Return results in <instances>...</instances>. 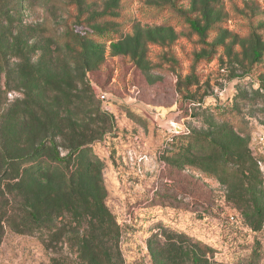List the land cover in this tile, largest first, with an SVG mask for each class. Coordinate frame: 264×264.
Masks as SVG:
<instances>
[{"label":"rangeland","instance_id":"obj_1","mask_svg":"<svg viewBox=\"0 0 264 264\" xmlns=\"http://www.w3.org/2000/svg\"><path fill=\"white\" fill-rule=\"evenodd\" d=\"M104 10L122 19L90 22ZM0 17V105L48 119L61 157L87 145L41 150L16 200L0 166V264H264V0H0Z\"/></svg>","mask_w":264,"mask_h":264},{"label":"trees","instance_id":"obj_2","mask_svg":"<svg viewBox=\"0 0 264 264\" xmlns=\"http://www.w3.org/2000/svg\"><path fill=\"white\" fill-rule=\"evenodd\" d=\"M95 19L101 21H113L116 19H122V16L121 17L114 16V14L110 12V10H104L93 15L89 20L90 22H93ZM2 22L4 21L0 20V24H2ZM5 22L3 24H5ZM3 24L0 26V78L4 77L6 82L5 85H8L9 80L7 79V74L9 72L11 59L8 61L6 53L11 49L12 45L11 42L8 41V39H6V35H5L6 31L3 30ZM108 32L99 30L96 36L102 37L108 34ZM95 37H89V40L96 42ZM64 38L65 37L62 36L61 38L58 39V41L62 42ZM75 39L79 40L78 34L75 35ZM79 42L82 44V46H85V44H83V41L80 40ZM18 56L19 55H16V57L13 59L16 60L20 59V57ZM19 68H21L20 65ZM2 106L3 105L1 104L0 105V166H2L1 169L3 170V172H6V178L8 179V181L10 180V184L8 183V192L12 195L14 200H16L20 196L23 195L26 196L27 194L26 192H24V189L22 187L23 171L32 170L33 172H37L38 167H40V165L43 162H45L40 155L41 150L47 148L51 150L50 147L53 148L54 152H56V158L54 160H59V161L62 160L63 162L67 160L75 152L77 151L80 152L82 151V149H85L84 145L86 143L82 142L83 137H79V136L74 137L73 143L71 144V146H69V148H67L68 153L65 156L61 157L56 147L55 141L53 139L48 138L45 135L44 138H42V140L41 139L39 140L37 125L38 124L49 125L50 121L48 119L42 122L40 121V119L34 117L31 120L30 124L27 126V124L23 122L24 118L26 117L25 116L26 111L23 110L22 106L15 105L16 107H14L13 113H10L9 115L8 112L6 111L7 107L4 106L2 107ZM31 112L34 113V109ZM223 112L224 113L222 114H224L225 117L227 115L231 116L232 113L234 112V109L233 108L229 109L228 106H225L223 108ZM228 116L226 118H228ZM228 121L231 124H234L229 119ZM68 126L71 127L72 125H68ZM61 127L63 129L64 127H67V125H65L64 127L62 125ZM27 129L29 131L28 132L29 138H28V143L24 144L20 139L23 131L25 130L24 131L25 133L27 132ZM51 163L52 162L49 160L48 164L50 165ZM27 164H29L30 167H28ZM16 179H18V181H16ZM87 193L86 194L88 195V197L93 196V193H91L90 191ZM48 196H50V194H48ZM29 199L26 204L23 205L21 203H18V206L22 205L25 208V215H26L25 217L27 220L25 221L26 223L38 224L41 221L40 211L38 208L40 201L39 195L37 193L35 194L34 192H32V197ZM87 242L89 244V241ZM92 242L94 243V241ZM96 258L97 257L94 253V260H96Z\"/></svg>","mask_w":264,"mask_h":264},{"label":"built area","instance_id":"obj_3","mask_svg":"<svg viewBox=\"0 0 264 264\" xmlns=\"http://www.w3.org/2000/svg\"><path fill=\"white\" fill-rule=\"evenodd\" d=\"M102 98H105V95H100Z\"/></svg>","mask_w":264,"mask_h":264}]
</instances>
